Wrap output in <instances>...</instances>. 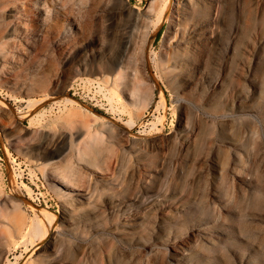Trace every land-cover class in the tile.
Here are the masks:
<instances>
[{"label":"rangeland","instance_id":"obj_1","mask_svg":"<svg viewBox=\"0 0 264 264\" xmlns=\"http://www.w3.org/2000/svg\"><path fill=\"white\" fill-rule=\"evenodd\" d=\"M167 1L58 0L89 40L71 58L20 26L3 34L0 264H264V0ZM205 23L185 89L172 57ZM6 71L45 89L6 88ZM57 174L86 199L70 229L35 235L34 208L62 213Z\"/></svg>","mask_w":264,"mask_h":264},{"label":"bare ground","instance_id":"obj_2","mask_svg":"<svg viewBox=\"0 0 264 264\" xmlns=\"http://www.w3.org/2000/svg\"><path fill=\"white\" fill-rule=\"evenodd\" d=\"M196 2L202 4L205 8H208L212 4L211 0H196ZM58 4V0H0V42L2 41L4 33H8V36L16 37L20 26L26 33H28V35H38L41 36V38L55 39L54 49L56 53L62 57L65 56L64 59L71 58L72 51H76V53L78 51L80 54V51L86 46L89 40L86 36L74 32L76 29L69 22V18L64 14L59 13L57 7ZM164 12L165 11L161 13L164 14ZM161 15L159 17H161ZM184 16L185 13H181V15H177L175 19L179 22L181 19H185ZM193 16L194 15L192 13V17ZM209 29L208 23L192 28L189 38L185 44L187 55H182L180 58L175 56L172 57L173 62H176V69L178 68L180 70L178 72H180V79L185 89H190L194 86L199 74L195 70L189 69V55L195 54L197 56V70L204 67V61L208 49L207 47L210 42ZM2 45L5 46L3 47ZM2 45H0V70H3V67L10 64L8 53L13 50V44L11 42H5ZM122 68H125V66H122ZM5 74L3 85L9 89L20 88L18 90H20L24 95L38 93L45 89L42 82L20 83L19 79H17L11 71H6ZM63 91L64 88L57 93H63ZM159 97L163 103L162 91L159 92ZM67 101H71L72 103L74 102L71 99H68ZM27 105L28 109L31 110L36 105V101H28ZM0 106L6 111H10V106L2 99H0ZM18 117L24 118L27 117V114H22V116ZM137 164L138 166H141L139 160L137 161ZM95 172L98 173V175H101L100 172ZM148 175L149 170L143 167L138 181L142 182L146 180ZM50 181L54 183V185L58 188V191L64 197L61 200L62 213L57 216L54 213L48 212L42 208H34L35 215L33 216H35V218L33 217L34 222L29 232H32L35 235H38L41 231L45 232L46 230H49L47 227L52 229L58 224H61L64 228L70 229L78 220L75 214L76 205L82 203V199H86L82 196L83 189L81 185L71 180H66L60 174L52 175ZM148 194L150 193H147V195ZM125 228L131 229V226L126 224ZM44 229L46 230L44 231ZM3 256L4 251H0V260ZM239 264L248 263L247 261L240 260Z\"/></svg>","mask_w":264,"mask_h":264},{"label":"trees","instance_id":"obj_3","mask_svg":"<svg viewBox=\"0 0 264 264\" xmlns=\"http://www.w3.org/2000/svg\"><path fill=\"white\" fill-rule=\"evenodd\" d=\"M161 31H158L157 36L160 35Z\"/></svg>","mask_w":264,"mask_h":264}]
</instances>
